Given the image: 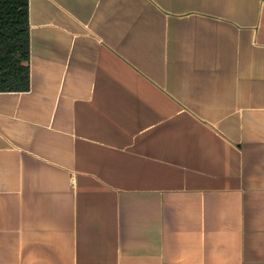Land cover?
Wrapping results in <instances>:
<instances>
[{"label":"crops","instance_id":"crops-1","mask_svg":"<svg viewBox=\"0 0 264 264\" xmlns=\"http://www.w3.org/2000/svg\"><path fill=\"white\" fill-rule=\"evenodd\" d=\"M0 91V264H264V0H30Z\"/></svg>","mask_w":264,"mask_h":264},{"label":"trees","instance_id":"trees-1","mask_svg":"<svg viewBox=\"0 0 264 264\" xmlns=\"http://www.w3.org/2000/svg\"><path fill=\"white\" fill-rule=\"evenodd\" d=\"M30 0H0V91L31 86Z\"/></svg>","mask_w":264,"mask_h":264}]
</instances>
